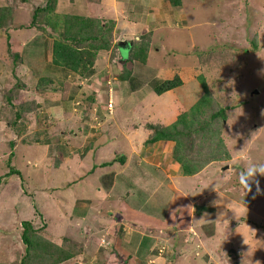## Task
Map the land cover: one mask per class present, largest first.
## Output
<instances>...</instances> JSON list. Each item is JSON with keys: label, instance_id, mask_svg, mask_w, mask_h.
I'll use <instances>...</instances> for the list:
<instances>
[{"label": "rangeland", "instance_id": "374dc122", "mask_svg": "<svg viewBox=\"0 0 264 264\" xmlns=\"http://www.w3.org/2000/svg\"><path fill=\"white\" fill-rule=\"evenodd\" d=\"M48 1L52 16L116 23L84 81L52 64L54 38L30 27ZM181 1L0 0L11 11L0 27V262L22 253L29 221L46 223L77 264H264V195L238 182L249 162H264V0ZM144 34L150 56L127 63L130 75L117 46ZM176 75L182 87L154 92ZM203 80L228 120L223 143L193 140L196 164L207 165L185 177L173 144L145 143L150 125L169 127L199 102ZM11 153L21 175L10 174ZM131 208L145 217L137 229Z\"/></svg>", "mask_w": 264, "mask_h": 264}, {"label": "trees", "instance_id": "16d2710c", "mask_svg": "<svg viewBox=\"0 0 264 264\" xmlns=\"http://www.w3.org/2000/svg\"><path fill=\"white\" fill-rule=\"evenodd\" d=\"M89 1L92 3L94 0H88V3L91 4ZM170 2L174 7H180L182 4L181 0H170ZM10 12L6 8L0 9V27L9 18L8 13ZM52 12L53 9L50 7L49 1L45 7L35 8L30 27L34 29L44 27L48 35L54 38V42L51 43L52 64L72 72L75 78L84 81L89 76V72L97 69L99 66L98 60L105 57L111 48L113 42L106 36V33L113 34L116 23L113 22L109 28L107 23L99 17L77 15L76 12H70L65 16H52ZM106 29H108L107 32ZM146 35H141V41H132L117 46L120 49L121 56L119 60L115 59V61L123 64L124 67L130 61H139L140 64L146 65L150 56V39ZM58 36L61 38H58ZM252 43L254 44V50H258L257 40H252ZM124 50L128 51L127 59H123L121 52ZM216 54L212 51L207 55L205 53L199 54L198 59L204 61L209 57H215ZM213 61H204L203 63L200 60L199 62L202 66H208ZM206 62L208 63L206 64ZM125 68L126 73L131 75L128 67ZM225 79L223 78V80ZM183 85L182 78L176 75L173 79L162 80L153 89L160 96ZM201 85L203 96L199 102L187 112L181 113L175 123L169 127L150 125L152 135L145 143V146L148 147L164 142L173 144L175 160L181 165V172L185 177L198 174L207 165L204 163L201 165L196 164V158L192 156L193 140L199 136L212 134L215 139L223 143L221 138L224 122L228 120V108L213 101L212 92L206 80H203ZM92 101H94V98H92ZM16 114L17 119H20V114ZM13 156V153H11L9 159L10 174L21 175L19 171L11 167ZM120 163L121 165L125 164L123 158ZM108 166L110 164L101 165L103 168ZM70 185L72 184L70 183ZM21 227L23 230L21 241L24 247L22 253L17 255L15 261L11 263L0 262V264H77L76 257L72 252L59 244V240L49 238L46 223L41 228H37L34 222L25 221L22 222Z\"/></svg>", "mask_w": 264, "mask_h": 264}, {"label": "clouds", "instance_id": "9594fccd", "mask_svg": "<svg viewBox=\"0 0 264 264\" xmlns=\"http://www.w3.org/2000/svg\"><path fill=\"white\" fill-rule=\"evenodd\" d=\"M113 105V104H112ZM264 177V162H249L238 174V182L247 192L251 191V184L256 185L257 194L264 195L261 191L257 175Z\"/></svg>", "mask_w": 264, "mask_h": 264}, {"label": "crops", "instance_id": "0c3cea01", "mask_svg": "<svg viewBox=\"0 0 264 264\" xmlns=\"http://www.w3.org/2000/svg\"><path fill=\"white\" fill-rule=\"evenodd\" d=\"M113 7V6H112ZM87 15H91V12H89V14H87ZM123 207H125V204H124V206ZM124 213V212H123ZM127 213H129V217H131V218H129V222L127 223L128 224V226H133V228H135V229H137V227H138V225H140L141 223H142V221L145 219V217L144 218H138V213H137V211L136 210H133L132 208L130 209V210H128V212ZM140 215V214H139ZM133 218V220H135V222L136 223H134L131 219ZM138 221H141V222H138ZM121 223H123V222H120V224ZM124 225H125V223H124ZM137 231V230H133V231H131V232H133V233H135V232ZM132 233V234H133ZM102 236V235H101ZM103 237H105V236H103ZM89 238H91V235H89ZM103 239V238H102Z\"/></svg>", "mask_w": 264, "mask_h": 264}]
</instances>
